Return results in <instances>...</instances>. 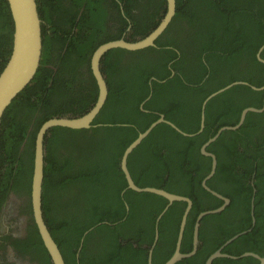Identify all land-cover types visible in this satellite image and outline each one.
<instances>
[{
	"label": "trees",
	"instance_id": "trees-1",
	"mask_svg": "<svg viewBox=\"0 0 264 264\" xmlns=\"http://www.w3.org/2000/svg\"><path fill=\"white\" fill-rule=\"evenodd\" d=\"M36 3L42 20L41 65L1 119L0 208L12 191L25 197L27 235L11 244L31 253L39 264H53L31 210L37 131L49 117L75 116L93 106L98 93L93 51L109 40L134 41L147 35L162 20L166 0ZM12 34L7 0H0V73L11 52ZM263 43L264 0H176L175 13L155 46L114 48L103 55L108 95L91 127L52 126L44 137L42 211L65 264H147L156 216L168 201L127 189L120 167L124 149L159 114L187 132L196 131L202 101L231 82L246 81L249 84L233 85L208 100L200 132L184 135L159 123L127 159L139 186L190 196L180 250L191 249L198 212L223 203L202 185L211 158L202 154L201 144L220 127L236 124L244 108L262 106L264 89L250 85L264 84V63L257 57ZM206 150L217 160L207 183L230 203L201 218L196 252L175 264H204L228 238L248 229L222 252L263 256L264 110L248 112L239 128L222 131ZM185 205L174 200L160 218L152 264H163L172 255ZM212 264L259 261L252 256L217 257Z\"/></svg>",
	"mask_w": 264,
	"mask_h": 264
},
{
	"label": "water",
	"instance_id": "water-1",
	"mask_svg": "<svg viewBox=\"0 0 264 264\" xmlns=\"http://www.w3.org/2000/svg\"><path fill=\"white\" fill-rule=\"evenodd\" d=\"M10 14L13 21V34H12V47L9 58L7 60V64L4 69L0 73V123L3 117V114L8 107V105L12 102V100L19 94L23 88L32 80L33 76L37 73L40 65H41V53H42V32H41V24L42 20L40 19L36 0H7ZM176 10V0H166V10L162 16V20L158 23V25L151 30L147 35L142 38H139L134 41H128L124 37L109 40L100 44L91 55V68L93 71V76L95 78L98 93L97 98L93 106L86 111L85 113H81L75 116H52L49 117L46 121H44L36 134L35 144H34V153H33V169H32V189L30 195L31 201V210L33 221L36 225L42 243L48 252L50 259L53 264H65L63 255L59 249L58 244L53 239L48 226L43 217L42 211V195H43V185H44V137L45 134L49 131L52 126H67L72 128H90L92 121L96 117V115L101 110L104 105L107 95H108V87L105 81L104 73L101 69V62L103 59V55L114 48H122L130 51L144 49L150 46H155V40L157 37L163 32L165 27L168 25L170 20L172 19ZM264 50V43L261 44V47L258 50L257 57L258 59L264 63V57H262V51ZM165 79L162 80V82ZM236 84H249L246 81H234L218 90L210 93L201 104V112H200V124L199 128L194 132H187L181 129L178 125H176L173 121L165 119L164 114H159V117L154 120L144 131L138 133L137 137L124 149L121 159H120V167L123 174L126 177L128 182L127 189H132L137 192H148L154 193L160 196H163L168 203L163 208V210L156 216L155 220V232L154 239L152 244L148 249V258L147 261L151 264L152 251L158 240V222L162 215L167 210L168 206L174 202V200H182L186 202L183 213L180 218L179 229L176 237L175 248L172 255L163 263V264H175L181 258L193 255L198 247L199 243V226L201 218L208 214L219 213L225 209V207L230 203L229 197L224 196L223 194L217 192L212 189L208 185V180L213 177L216 172V164L217 160L213 153L206 150V147L213 142L222 131L225 130H236L239 128L248 112H262L264 110V97L263 103L261 107H253L249 106L244 108L239 116V120L234 125H226L220 127L217 132L208 138L203 144H201L200 150L203 155L211 158V166L210 172L203 179L202 185L203 187L220 198L223 203L216 208L208 209L204 211H199L196 215L194 224H193V233H192V247L188 251H181V241L183 237V231L186 223L187 214L192 205V199L188 195H184L177 192H170L164 188L154 187V186H139L127 167V159L129 154L133 151V149L140 144V142L149 134V132L159 123H166L177 131L181 132L184 135H193L195 133L200 132L204 127V108L208 100H210L215 95L221 93L222 91L230 88ZM252 89L255 90H263L264 84L261 86L250 85ZM148 98V97H147ZM15 200L13 201V204ZM13 212V211H12ZM11 212V215H12ZM251 215H252V225L255 223V219L253 217V198L251 203ZM21 222L23 225L25 224V217L21 218ZM249 230V229H248ZM248 230H244L238 232L228 238L218 249L212 252L205 260L204 264H212V261L217 257H227L237 259L243 256H252L259 261V264H264V255L260 256L259 254L252 251H245L240 255H231L225 252H222L224 246L232 242L238 236L243 233H246ZM86 233V232H85Z\"/></svg>",
	"mask_w": 264,
	"mask_h": 264
},
{
	"label": "flooded vegetation",
	"instance_id": "flooded-vegetation-1",
	"mask_svg": "<svg viewBox=\"0 0 264 264\" xmlns=\"http://www.w3.org/2000/svg\"><path fill=\"white\" fill-rule=\"evenodd\" d=\"M14 200L15 203L13 204ZM24 201L25 197L22 194L12 191L7 195L0 208V245L5 246V248L0 249V264H39V261L31 253L20 252L11 244L13 240L18 239L17 241H19L27 235L28 217L22 211ZM22 217H25L24 225L21 222ZM8 236L10 238L5 239ZM147 264H149L148 261Z\"/></svg>",
	"mask_w": 264,
	"mask_h": 264
}]
</instances>
